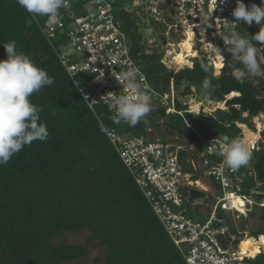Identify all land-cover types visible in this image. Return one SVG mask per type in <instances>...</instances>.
Listing matches in <instances>:
<instances>
[{"label": "trees", "instance_id": "16d2710c", "mask_svg": "<svg viewBox=\"0 0 264 264\" xmlns=\"http://www.w3.org/2000/svg\"><path fill=\"white\" fill-rule=\"evenodd\" d=\"M82 1L74 0L71 8L79 7ZM116 2L122 6L129 0ZM130 15L126 16L129 17L126 22L131 20ZM44 19L25 12L16 0H0V60L7 58L2 45L15 41L17 50L24 52L54 81L30 97L42 109L40 122L47 126V140L25 145L6 165L0 166V264L69 263L87 255L93 241L104 246L105 264H188L101 125L106 130L116 128L124 134L139 136L158 125L156 115L168 116L164 124L169 131L182 127L195 142L213 135L240 138L238 123L264 113V98H258L246 80L238 81L240 67L231 55H227L219 76L213 75L205 60L196 58L174 75L173 85L177 109L188 108L184 102L192 89L196 96L203 93L198 114L184 111L166 115L152 103L153 116L148 114L135 126L117 124L111 119L114 112L106 105H95L94 111L88 107L58 58L64 39L50 42L43 32ZM131 39L132 54L138 57L141 36L136 32ZM141 58L142 69L152 86L167 89L172 71L157 61L155 53H143ZM206 78L211 80L209 89L203 88ZM233 91L239 95L232 93L234 96L226 98ZM224 101L227 109L207 111ZM243 112L248 116L244 117ZM194 129L203 135L199 137ZM190 154L186 148L178 151L183 171L193 173L192 165L184 162ZM240 171L253 173L256 180L250 178L247 187L260 191L253 196L256 203L263 200L264 147L254 149L250 164ZM196 177L193 174L191 178ZM190 191L189 187H183L185 194L193 195ZM256 206L261 208L259 219L264 222V207ZM84 228L90 231V236L83 245L53 242L56 235L65 231L77 233ZM250 231L254 236L264 234V225ZM260 256H264V251L248 263L261 264Z\"/></svg>", "mask_w": 264, "mask_h": 264}, {"label": "built area", "instance_id": "2783aa9c", "mask_svg": "<svg viewBox=\"0 0 264 264\" xmlns=\"http://www.w3.org/2000/svg\"><path fill=\"white\" fill-rule=\"evenodd\" d=\"M73 1L66 0V7L57 19L49 20L45 17L43 32L50 42L57 38L64 39L58 50V58L76 82L87 105L96 101L93 107L99 104L108 107L114 98L126 94V82L122 81L121 77L126 71L135 69L136 80L141 88L148 92L152 103L166 115L182 114L184 111L199 113L203 101H197L194 91L189 95L198 104L197 109H192L190 100L184 102L188 106L187 109L176 108L177 94L173 77L185 65L175 68L167 64V52H171L172 56L176 55V43L185 59H190L187 53L191 51L199 59L205 60L214 76H219L227 62V55H231L230 45L224 43V37L229 32L225 25L235 19L231 15L236 7L235 0H224L223 3H219V0H129L122 6L117 4L116 0H83L79 7L72 9ZM242 2L246 7L253 3L261 6V0ZM115 5L136 16L142 8L159 25H163V62L173 73L167 89L154 88L142 69V54L155 53L160 43L156 38L151 39L142 34L139 42L142 49L138 52V57L134 56L133 41L123 28L124 22L117 20L114 15ZM236 30L242 36L251 37L259 31V26H249L241 21ZM210 43L222 49L223 59L210 50ZM67 46L71 49L65 48ZM231 58L234 60L232 56ZM257 58L264 67V45H257ZM245 80L253 86L258 98L263 99L264 77H249ZM232 93L239 95V92L233 91L226 95V98L234 96ZM223 106L222 109H227L225 101ZM216 108L221 107L207 108V111L211 113ZM259 114L264 118L263 112ZM242 115L247 117L248 113L243 112ZM238 126L242 129L240 139H243L247 126L239 123ZM149 130L151 128L147 129ZM194 131L201 137L196 129ZM105 132L188 264H249L248 260L264 249L259 245V252L253 255H250L248 250H241L239 243L250 236L248 231L235 228L224 219L223 211L246 215L251 203L255 201V187H247V182L250 178L256 179L253 173L248 177L244 171L232 172L223 166L222 157L215 151L223 140L222 136L201 137L200 141L191 143L198 149L195 151L190 147L191 154L184 162H189L195 172H201L220 189L197 196L183 192V187H189L190 192L194 193V184L198 182V177H202L192 179L193 173L183 171V164L178 156V151L184 149L183 146H173L158 139L152 140L145 135L124 134L116 128ZM255 132L259 137L250 145L251 151L255 145L259 149L258 143L264 146L262 126L257 130L255 128ZM257 202L264 207V199ZM199 211L202 213L199 214ZM218 214H221V218Z\"/></svg>", "mask_w": 264, "mask_h": 264}, {"label": "clouds", "instance_id": "9594fccd", "mask_svg": "<svg viewBox=\"0 0 264 264\" xmlns=\"http://www.w3.org/2000/svg\"><path fill=\"white\" fill-rule=\"evenodd\" d=\"M223 2L224 0H219V3ZM235 3L236 7L231 12L235 19L225 25L229 32L224 37V43L230 45L231 56L242 66L237 69V79L242 83L249 77H264V67L257 58V45H264V0H261V6L253 3L246 7L242 0H235ZM16 4L34 18L47 17L49 20H55L59 17L60 10L66 7V0H16ZM241 21L249 26L258 25L259 31L251 37L242 36L236 30ZM2 46L7 58L0 60V166L6 165L25 145L35 140H47V126L40 122L42 109L33 104L30 97L39 94L43 88L51 86L54 82L44 69L37 67L24 52L17 50L15 41H9ZM209 47L216 56L223 59L221 48L212 43ZM204 70L208 71L206 67ZM136 76L135 69L123 73L121 80L126 82L128 92L109 102V111L114 112L111 119L117 124L123 122L135 126L153 110L152 97L141 88ZM203 88H211L210 79L203 81ZM84 98L87 100L86 96ZM95 102H89L88 107L93 109ZM251 121L253 122V119ZM101 130L106 131V128L101 125ZM158 140L167 142L161 138ZM215 151L222 157L223 166L232 172L247 167L252 160L249 143L240 138L224 137ZM240 215L248 217V211L246 215ZM232 226L237 228L234 223ZM250 236L258 238L260 235ZM263 251L264 249L259 254Z\"/></svg>", "mask_w": 264, "mask_h": 264}, {"label": "rangeland", "instance_id": "374dc122", "mask_svg": "<svg viewBox=\"0 0 264 264\" xmlns=\"http://www.w3.org/2000/svg\"><path fill=\"white\" fill-rule=\"evenodd\" d=\"M113 12H114V15H115L117 20L121 19V21L124 22L123 28H124L127 36H129L130 38H131V36H134V34L136 32H138L139 36H141V37H142V34H144L145 36L148 35V37L151 39L156 38L157 41L160 43V46L155 50V57H156L158 62H161V64H163V66H166L167 68H169L168 65L164 64L163 56H162V48H161L162 44H161V42L163 39V37H162V32L164 30V28H162L163 25L162 26L159 25V23H157L153 19V17L148 15L146 13V11L142 8L139 10L138 16L133 17L134 14L130 15L131 20L128 22H126L127 18H129V17H126L128 15V13L124 12V10L122 8H119V6L115 5ZM65 48H67L68 50L71 49V47H68V46ZM158 50H161V52ZM170 59L175 61V59L172 57H170ZM198 60L200 61L202 59H198ZM192 63H193V61L191 59L187 58V63L185 64V66H190ZM166 72L163 73L164 76H165ZM194 92H196V91H194ZM198 96L199 95H197L195 97L197 98ZM187 98H191L190 95ZM192 99L193 98H191V100ZM197 101H198V98H197ZM217 106L224 108L223 102H220L219 104H217ZM154 110L155 109L153 108V110L149 114H152V116H153ZM156 117H157V115H156ZM254 118H256L257 121ZM254 118H247V119H241L240 120V123H244L247 126L244 134L248 136L249 134H251V132H253L252 130H255V128H256V130L259 129L257 127L258 121H259L260 126L262 125L261 136H262V139L264 140V126H263L264 118L259 113ZM158 119H159V117L156 118V121ZM251 119H254L255 121L253 120V122H252ZM167 120H168V116L163 117L162 121H160L157 126L156 125L154 126V128L156 129V131L158 133L153 129L149 130L148 134L146 135L147 138H149V139L161 138V139L171 143L173 146L188 145L189 148L192 147L193 149H196V146L194 144H193L194 146L191 144L193 141L186 136L185 131L183 130L182 127L174 128V129H172V131H169L168 128L166 127V125L164 124ZM254 141H256V140H254ZM251 142H253V141H251ZM257 145L259 146V148L264 147L262 144H259V143ZM255 148L258 149V147H256V145H255ZM252 151H253V149H252ZM251 173H252L251 171H247L246 174L248 177H251ZM193 174H196L197 176H202V177H198L199 180H198V182H195L193 188L199 192L204 191L205 189H208V187L204 188V183H205V185H207L209 183L208 177H206L205 175H202L201 172H195L194 171ZM185 182L187 183V181H185ZM206 182H207V184H206ZM209 188H210V185H209ZM245 192H247V189L245 190ZM253 192L254 193H260V191L258 189H254ZM203 193H205V192H203ZM196 195L198 196L199 194H196ZM251 204L252 205L250 206L249 211H248V217L242 216L238 213H235L234 219H233L232 217H229L227 215L226 211L222 210L223 211L222 213L224 215V219L226 220L227 224L232 225V223H234L237 228H239L240 230H246V231L253 230V229L257 228L258 225H264V222H261V220L259 219V215H260V212L262 210H261V208L256 206L258 203H256V201H253ZM203 211L206 212V210H203ZM201 213H202V211H199V214H201ZM250 232H253V231H250ZM89 236H90V231L86 228L82 229L81 231H79L77 233H71V232L65 231L61 235H56L55 238L53 239V242L57 243V242L64 241L67 243L82 244L83 245L86 243V240ZM97 258H99L100 260L98 261ZM260 260H262L261 264H264V256H260L259 261ZM61 264H105L104 246L99 245L97 241H93L91 243V245L89 246V252L87 255H85V256L77 259V260H73L69 263L62 262Z\"/></svg>", "mask_w": 264, "mask_h": 264}, {"label": "bare ground", "instance_id": "6f19581e", "mask_svg": "<svg viewBox=\"0 0 264 264\" xmlns=\"http://www.w3.org/2000/svg\"><path fill=\"white\" fill-rule=\"evenodd\" d=\"M170 57L174 58L175 61L171 60ZM187 57H189L192 61H194L196 58H198L196 56V54L191 52V51H189L187 53ZM186 63H187V59L184 58V56L182 54V50H179L177 52V54L174 56H172L171 52H169V51L167 52V64H171L172 67H175V68L182 67ZM217 68H218V66H217ZM190 104H191L192 109H197L198 104L193 99L190 101ZM254 119H256V118H254ZM256 121H257V119H256ZM261 126H260L259 121H258L257 127L261 128ZM243 136H244L243 140H246L249 143V145H251L255 142L254 140H257V138L259 137V134L256 132H251V134H249L248 136L245 134ZM251 141H253V142H251ZM259 245H262L264 247V235H260L258 238H255L253 236H248V237L242 239V241L239 243L240 249L243 251L248 250L250 255H253L256 252H259V250H260Z\"/></svg>", "mask_w": 264, "mask_h": 264}, {"label": "crops", "instance_id": "0c3cea01", "mask_svg": "<svg viewBox=\"0 0 264 264\" xmlns=\"http://www.w3.org/2000/svg\"><path fill=\"white\" fill-rule=\"evenodd\" d=\"M176 74V73H175ZM174 74V75H175ZM194 91V89H192V92ZM201 95V94H200ZM202 95H203V93H202ZM190 97H191V95H190ZM198 98V97H197ZM187 100H191V98H187ZM198 101H203V98H202V100H200L199 98H198ZM190 102V101H189ZM185 148L186 149H189V146L188 145H185ZM197 149H198V147H196V149H195V151H197ZM209 179V178H208ZM209 181V183L207 184V182H206V184L207 185H205V183H204V188H207L208 187V189H205L206 190V194H208L209 192H212V191H219L220 189H219V186L217 185V184H215V183H213L210 179L208 180ZM209 185H210V188H209ZM195 193V192H194ZM199 193V196H201V194L200 193H203L202 191H200V192H197V194ZM204 194V193H203ZM202 194V195H203ZM196 195V194H195ZM227 215L229 216V217H232L233 219H234V215L235 214H232V213H227Z\"/></svg>", "mask_w": 264, "mask_h": 264}, {"label": "water", "instance_id": "95a60500", "mask_svg": "<svg viewBox=\"0 0 264 264\" xmlns=\"http://www.w3.org/2000/svg\"><path fill=\"white\" fill-rule=\"evenodd\" d=\"M173 41H174V40H173ZM175 49H176L177 51H179V46H178V44H176V43H175ZM198 98H199L200 100H202L203 95H202V94L199 95ZM195 194H197L196 191H195L194 195H195ZM218 217L221 218V214H218ZM216 224H218V223H216Z\"/></svg>", "mask_w": 264, "mask_h": 264}]
</instances>
